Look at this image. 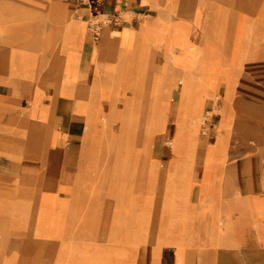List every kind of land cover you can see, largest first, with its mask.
<instances>
[{"label": "crops", "instance_id": "crops-1", "mask_svg": "<svg viewBox=\"0 0 264 264\" xmlns=\"http://www.w3.org/2000/svg\"><path fill=\"white\" fill-rule=\"evenodd\" d=\"M107 16H119L121 22L100 24L95 36L91 26ZM114 47L129 49L126 65L134 67L121 83L114 82L117 64L108 57ZM2 58L7 65L0 63V104L29 98L27 108L0 115V144H10L21 154L12 159L19 169L11 175L23 183L30 177L40 179L45 153L51 151L53 163L59 155L56 175H45L53 179L51 191L60 196L59 210L71 209L66 188L60 189L67 167L74 169L70 198L81 193L76 181L84 137L91 131L94 140L100 138V123L111 100L120 96V112L135 106L139 117L133 128L143 129L146 141L157 132L169 141L176 123L181 133L176 157L160 172L158 160L149 161L154 170L142 171L136 148L133 197L124 200L129 210L112 211L114 220L130 218L127 228L132 226V233L120 241L113 239L117 234L109 239L104 218L98 234L116 245L105 244L104 254L95 249L102 245L86 243L76 249L68 242L69 251L48 253L55 264H264V0H0ZM180 80L190 99L182 113ZM93 86L95 97L84 100ZM210 92L219 96V105ZM158 93L171 98L164 106L165 116L177 117L163 128L153 116L151 99ZM64 102L79 113H70L64 133L53 125L44 137L47 115L59 113ZM219 110L226 127L217 130ZM204 111L213 112L214 126L207 135H201L199 120L194 123L196 114L201 117ZM15 134L19 138L13 140ZM92 137L86 147L92 145ZM195 139L201 143L191 146ZM234 145L241 146L236 153L231 152ZM93 146L99 147V142ZM177 164L182 167L179 181L174 176ZM158 177L164 178L162 194L181 204V218L173 224L168 220L173 215L159 212L158 199L163 196ZM144 179L154 184L142 186ZM142 187L146 190L141 193ZM38 188L39 183L35 192ZM114 189L117 186H110L108 192L112 208ZM35 203L40 208L42 202ZM194 209L202 212V220L189 224L186 216ZM159 218L165 237H158ZM32 220L29 236L42 242L52 240L51 230L66 232L68 223L62 218Z\"/></svg>", "mask_w": 264, "mask_h": 264}, {"label": "rangeland", "instance_id": "rangeland-1", "mask_svg": "<svg viewBox=\"0 0 264 264\" xmlns=\"http://www.w3.org/2000/svg\"><path fill=\"white\" fill-rule=\"evenodd\" d=\"M130 48V47H129ZM120 50V49H119ZM144 56H147L146 53H144ZM2 60H4V58H2L0 60V63L2 62ZM133 61V57L131 59ZM129 61L127 54L126 56L123 58V60L121 61V65L117 75H114V78L116 80H114V82L116 83H121L122 78L126 75V74H132L134 67L133 64L129 65V67H127L126 63ZM134 62V61H133ZM137 64V62H136ZM9 72L8 66L5 67ZM117 68V67H116ZM137 68V67H136ZM213 90V89H212ZM130 90H127V93L130 94ZM96 93V86H93L91 92L89 93V96L84 97V100H87V98H94V94ZM213 100V102H215L216 105H219L220 103V98L218 95H214L212 94V92H210L209 94ZM120 96L116 97L117 99H113L111 100L106 107V110L109 111L110 108H112V102L116 103L115 106V110H119L122 106L123 103L121 101L118 100ZM180 99V98H179ZM183 100H187V93H186V97L182 98ZM83 100V98H82ZM121 100V99H120ZM153 102V107H154V114L153 116L157 117L158 120V127L162 128V123L167 122L168 124H174L176 121V114L175 113H171V114H167L165 116L164 110L165 107L167 105V103H169L171 101L170 96L166 95V94H162V93H158L155 96H153V98L151 99ZM174 100V99H172ZM180 101V100H179ZM135 103H138V99L135 100ZM67 106H64V108L68 109L67 111V115L64 113H61V111L58 112H53V113H49L47 115V126L49 125V123L54 122V123H59L61 120V116L62 115H66V119L68 120V117L70 115L72 111V109H70L69 104H66ZM29 106V98L22 96V97H14V98H10V100L7 103L4 104H0V115H15L16 113L20 112V110H22V108L24 107H28ZM133 107L135 108V106L133 105ZM187 108L186 104L182 105V109L185 110ZM206 111V110H205ZM203 112V115L200 117V120L198 121L199 124V131L201 133V135H207L209 133H211V129L213 128V112ZM119 112V111H118ZM219 115L222 116L220 122L217 123L216 125V129L219 130L221 128L226 127L225 121H224V116L222 114V111L219 110ZM205 115V116H204ZM143 117V116H142ZM202 119H206V123L204 124L202 122ZM209 121V122H208ZM67 122V121H66ZM134 122V121H133ZM210 122H212V125L209 126ZM96 124V123H95ZM107 124H109L110 126H114L115 123L113 121H109V123H107L106 121L100 123L101 125V129H102V133L100 135V138L97 140L93 139L92 145H90V154L92 155L90 158H88V161L85 163V167L87 169V172H91V180L88 183H84L83 186L81 187V195L82 198H79L77 200L73 199V196L76 195L73 194L72 198H70V190L72 188L73 185V174H74V169L67 167L65 169V178L63 179V182L61 183V187L60 189H64L66 188V191L68 192L66 194V198H68V205L71 206V209H65V210H59L57 207V202L59 197L57 198L56 196V192L54 194V201L53 204L56 202V204L53 206L52 204V213L53 215L48 216L49 219H47V221H51L50 219L53 218V220L58 219V221H61L60 219H68V223H67V227H66V240L70 243V245H72L71 243L75 244L76 249H83L86 245V243L90 244V245H102L105 247V244H109V245H116L117 242H105V237H103L102 235H99V230H102L101 228L103 227V224L106 222L108 224L109 228L112 224V220H108V214L107 211L110 209L112 211V207L110 206V204L108 203V200L110 198L109 196V190H110V186L105 183L102 182V184L100 186H98V188H96L98 191L95 192L92 195V192H94V188L96 187L97 183L102 181L103 175L100 174V167L102 165V160H98V155H99V151L102 145V135H103V131H104V125H105V130L107 128ZM133 124L131 123L129 127L125 128V134L128 133V131L131 132H136L139 133L142 131V133L140 134V140L141 141H133L137 143V145L133 147L137 148L139 151V154L141 156V169L142 171L148 169H154L153 165L151 166L152 162H149L150 160H158L159 161V165H158V171L159 170H164L166 164H168L170 161V159L172 158V154L173 153H178V148L175 149L173 147V145L171 144H167V142H165L163 134L161 132H157L155 134V136L150 140V141H146L145 140V135L143 132V129L141 130H136L133 128ZM175 133H178L180 138H181V133L180 130L178 129V123L175 124ZM63 131V130H62ZM95 131V130H94ZM116 131V130H115ZM43 135L44 137L47 136V131H43ZM64 133V131H63ZM124 133V132H123ZM65 138V135L64 137ZM196 140V139H195ZM209 141V140H208ZM99 142V147H95L93 145L97 144ZM201 141L199 139H197L194 143L195 144H200ZM239 149H241V146L239 145H234L232 148V153H236ZM0 150L2 153L0 154V207L2 206H9L10 203H12V201L14 200V197L16 195L17 189L20 187V185H24L27 186V188L32 189L34 191H36L37 189V183L39 181V179H35V178H26V181L24 180V183L22 181H20L21 179L18 180V178L13 177L14 172H17L19 169V165L16 164L11 158L7 157L6 155H4L6 152L4 150H7V144H0ZM229 151V149L227 148L226 153ZM103 156V155H102ZM102 156L100 157V159H102ZM113 162L114 159H108L107 162H105V174L108 175V173H110L108 171V169H112L113 167ZM60 163V156L57 155L56 156V160L53 163L55 169L52 172L51 170V174L56 175V171L58 169ZM175 164V163H172ZM185 164H189L188 162H185ZM193 167V164H192ZM197 167V165H195L193 168L195 169ZM181 166H175L174 169L176 170L174 173L175 179L177 181H179L180 179V172L177 171H181ZM187 169V168H186ZM56 170V171H55ZM141 171V172H142ZM160 172V171H159ZM30 173H35L32 170H30ZM160 174V173H159ZM128 179H126L127 181H131L129 177H127ZM120 180V178H119ZM143 180V179H142ZM106 181V180H105ZM154 180L152 179H144V183L142 184V186H147L149 187L150 184H154L153 182ZM159 184L158 187V191H159V196L162 195V183L164 182V178L162 177H158L156 180ZM18 184V185H17ZM129 186V185H128ZM127 186V187H128ZM132 186V185H131ZM130 186V189H131ZM146 187V188H147ZM130 189H126L127 191L124 193H120L117 194V189L112 192V196H115V202H114V206L113 208L116 210H123L124 212L127 213V211L129 210V202L124 201L126 198L130 195H132V191ZM146 189L144 187H142L139 191L144 192ZM151 190V188L149 189ZM147 189V191H149ZM129 191V192H128ZM80 194V193H78ZM69 195V196H68ZM65 196V195H62ZM119 196H123V197H119ZM117 197V199H116ZM168 197H171L170 195H168ZM123 198V199H121ZM36 200V199H35ZM176 204H174V211L176 210L177 212L179 211V208L181 204L175 202ZM109 204V205H108ZM106 208V210H105ZM177 208V209H176ZM196 208V207H195ZM109 210V212H111ZM196 209L194 210H190V213H193ZM106 211V213H105ZM115 211V210H114ZM173 211V212H174ZM125 213V214H126ZM29 218H31V214L28 215ZM34 216V215H33ZM32 216V217H33ZM104 218H105V222H104ZM170 224H173L172 222L175 220V218L173 219H168ZM178 220V219H177ZM130 221V218L128 221L123 219V222H121V220H114L113 225H112V229L115 231L113 234H117L114 235V240L115 241H120L123 240V232L120 233L119 230H127V224H129L128 222ZM188 223L190 224L192 221L194 223H196L194 220H189L187 219ZM162 220L161 218H159V222H158V237H165V226H162ZM32 223L33 220L32 219H25L21 214H19L18 211H14L12 212V214H8L7 211H2L0 210V264H22L24 262H26L28 259L36 257V255L38 253H40L39 251L37 252V247L35 246V244H32L31 241H29L30 238V234L32 233L30 227H32ZM22 224V228L20 227ZM189 227V233L191 234V227ZM138 228L141 229V226H138ZM195 229L197 228L196 226L194 227ZM187 230V228H186ZM56 231V230H55ZM117 231V232H116ZM142 231H144V229L142 228ZM57 234L59 235H63V233L58 232ZM186 234H188V232L186 231ZM107 237L109 239H111V236L109 234H106ZM144 236V232L141 233V237ZM62 237V236H61ZM14 239V240H13ZM25 242V243H24ZM123 243V242H121ZM120 242H118V244H121ZM127 245V244H126ZM129 245H127L128 247ZM41 256L39 257L40 260L43 262L47 261V258H51L48 257V253L47 252H43L41 251ZM39 255V254H38ZM47 256V257H46Z\"/></svg>", "mask_w": 264, "mask_h": 264}, {"label": "bare ground", "instance_id": "bare-ground-1", "mask_svg": "<svg viewBox=\"0 0 264 264\" xmlns=\"http://www.w3.org/2000/svg\"><path fill=\"white\" fill-rule=\"evenodd\" d=\"M128 51H129V49L119 50V49L114 47V49H112L109 52L108 57L111 60H114L117 64L116 65L117 68L115 69L114 75H117L118 70L120 69L118 67H120V65L122 64L121 61L126 56ZM1 63L7 65L5 59L2 60ZM114 80H116V79L114 78ZM181 80L179 81V84L181 85L180 88L183 89V92L181 94L180 101H179V107H180V111H181L180 113L184 112L182 109V105L186 104V106L188 107V104L190 103V99L188 98V96H187V98H188L187 100L182 99L183 97L184 98L186 97L187 91H186L185 84ZM53 87H54V85H53ZM56 101L57 100L52 99V102H56ZM44 106H45V104H44ZM64 106H67L65 104V102L62 103L61 113L65 112V114L67 115L68 109L64 108ZM81 106H82V104H81ZM83 106H85V105H83ZM115 106H116V103L112 102V108H110L109 111L106 110V112L104 113V115L102 117L103 122L106 121L107 123H109V121H113L115 123V125L110 126L109 124H107L106 130H105V125H104V131H103V135H102V145H101L99 155H98V160H102V165L100 167V170H101L100 174L103 175L104 179H102L100 184H99V182L97 183L96 187L94 188V192H92V195L98 191L96 188H98V186H100L102 184V182L107 183L109 186H113V187L117 186V191L123 192V195L127 191L126 189L127 188L130 189V186L132 185L130 190L133 192V187H134L133 176L135 175L134 171H135V166H136V161H137V156H135V158H134V153L136 151V148L133 149V147H134V145L135 146L137 145L136 142H134V141H137L140 139V134H139L140 132L136 133L134 131L133 132L128 131V133L125 134V128L129 127L133 121H137L139 114L136 112V108H134V107L127 108V109L123 108L122 112H120V111L118 112L117 110H115ZM77 107H80V106H77ZM70 109H72L73 112L79 113V111H78L79 109H75L74 106L73 107L70 106ZM83 114H85V113H83ZM66 115L61 116V120L58 124L54 123V122L49 123V125L46 129L47 137L51 131L50 128L53 125L59 126L63 131H65V125L67 123L66 122L67 119L65 118ZM197 115L198 114H196V117L194 119V123H196L198 120H200V117H198ZM141 116H143V115H141ZM89 123H90V121H89ZM167 124L168 123H166V122L162 123V128L165 127ZM88 125H90V124H88ZM93 127H95V124H93ZM93 127H92V129H93ZM89 132H90L89 135L86 134L84 137V145L82 148L81 159H80V163H79V173H78V177H77V181H76V185H78L79 188L82 187L84 183H88V182L92 181L91 180V178H92L91 174L92 173L87 172V169L85 167V163L88 161V158H90L92 156L89 152L90 146L86 147V141H88V138L92 137V135L90 136L91 131H89ZM193 133L197 135V131L195 129H193ZM13 136H14L13 140L19 138L17 134H15ZM195 141L196 140H194L191 143V146L194 145ZM167 144H171V145H173V147L175 149L178 148V150H179V148H180V136H179V134L175 133L172 136V138H170L169 141H167ZM4 151H7L4 155H6L7 157H9L11 159L18 158V155H21V154H18L16 149H14V146H11L10 144H7V150H4ZM13 152H15V153H13ZM50 152L51 151H48L45 153L46 159L44 160L43 163H40V165H39L41 168L44 166V171H43V173H40L42 175V177L38 181V183L40 184V188H38L37 192H35L32 189L27 188L24 185H20V187L17 189L16 195H15L12 203H10L9 206L0 207V210L7 211L8 214H10V215L12 214V212L18 211L19 214H21L25 219L27 218L26 217L27 214H31L30 219L39 218L42 220H47V219H49L48 216L53 215L52 209H50V208H52V204L54 201V194L55 193H53V191H51L53 186H54V183H53V179L45 178V175L47 173H50L52 169H55V168H53L54 165H53V161L51 159ZM175 155H177V153H173L172 157H174ZM101 156H102V159H100ZM108 159H114L113 167H112L111 172H110L111 176H109V175L105 176V162H107ZM177 166H178V164H177ZM127 177H129L131 181H127L126 180V179H128ZM119 178H120V180H119ZM78 193H80V192H78ZM78 193H76V195L73 196L74 200L82 198L81 193L80 194H78ZM131 194L132 195L128 196L130 199H132V197H133V193H131ZM162 196L163 197H160L158 199L159 212L161 214L163 213L164 215L168 214V215H170V217H171V215H173L172 218H175V220L180 219L181 214H182L181 206L177 207V208H179L178 212L176 210L174 211V204H176L175 201L171 197H168V195L162 194ZM119 197H123V196H119ZM35 199L39 203L42 202L40 208L35 203ZM133 202H134V200H133ZM114 210L115 209L112 208V211H114ZM112 211L111 212L108 211L107 214L109 217L108 220H112L111 224L113 225L114 218H116V217H113ZM172 211H174V212H172ZM144 218L147 220V217H144ZM186 219L194 220L195 222H197L198 220H202V212L199 211L198 209H196L193 213H190L188 211ZM121 222H123V220H121ZM20 225L22 228L23 225L22 224H20ZM112 225L109 228H107L106 234L114 235L112 233ZM119 232L120 233L123 232V237H124L127 234L132 233V226H131V228L128 227L127 230H124V229L119 230ZM53 233H55V236L52 238V240H49V241L46 240V242H42V241L38 240L37 238H34L33 235H31L29 238V241H31L32 244H35V246L37 247V252L38 251L39 252L44 251L47 253H52L56 249H59L60 252L69 251L70 247H69L68 241L66 240V232H64L63 235H59V234H57V231L51 230V234H53ZM124 239H125V237H124ZM57 240H59V241H57ZM161 245H163V244L158 243L157 246H159L161 248ZM96 248L100 249L105 254V247L104 246L95 247V249ZM38 254L36 255V257L33 256V258L28 259L26 262H24L22 264H43V262L39 258L41 256L40 255L41 253H38ZM188 263L190 264V262H188ZM44 264H55V262L52 260V258H47V261L46 262L44 261Z\"/></svg>", "mask_w": 264, "mask_h": 264}, {"label": "built area", "instance_id": "built-area-1", "mask_svg": "<svg viewBox=\"0 0 264 264\" xmlns=\"http://www.w3.org/2000/svg\"><path fill=\"white\" fill-rule=\"evenodd\" d=\"M121 22V18L119 16H107L105 17V19H103L102 21H98L95 22L91 28L93 31V34L95 36H97L99 34V30H100V24H118ZM206 121V119H204V122Z\"/></svg>", "mask_w": 264, "mask_h": 264}]
</instances>
